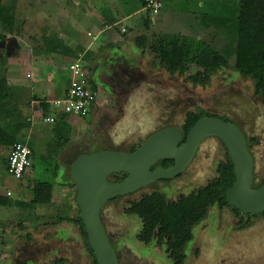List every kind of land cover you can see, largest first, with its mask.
Segmentation results:
<instances>
[{
	"label": "rangeland",
	"instance_id": "rangeland-1",
	"mask_svg": "<svg viewBox=\"0 0 264 264\" xmlns=\"http://www.w3.org/2000/svg\"><path fill=\"white\" fill-rule=\"evenodd\" d=\"M87 1L89 0H4L6 5L15 7L14 13L18 23L14 33L0 26V33L6 35L4 40L7 41L6 44L0 45V82L10 85L19 80V77L26 74L28 70L27 60L32 61L37 56L50 54L55 42L61 40L59 38L77 37V34H73L74 20H68V14L62 7L70 8L69 5L78 7L76 10L71 7V10L74 9L73 14L76 20L80 17L81 11L87 12L89 9L88 4H85ZM213 2H219V0H163L162 9L158 14L148 11V17L153 19L152 27L146 28L142 24L141 28L130 30L128 35L135 37L140 34L148 37L147 45L152 55L154 53L150 46L154 41L162 35L173 34L204 39L218 50H222L225 45H228L225 32L215 28L206 29L201 23V15L211 9ZM136 4L139 9H143L141 0H97L98 8L102 10L104 8L106 16L110 17L113 14L112 27L115 31H118L120 25L129 24L125 21L121 23V15L134 8ZM102 15L105 13L102 12ZM118 15L120 16L116 17ZM142 15L143 13L138 17ZM60 53L58 52L57 55ZM74 56L76 58L73 60L79 59L78 54L75 53ZM82 61L88 76L89 67L85 59ZM191 70L195 71L196 67L192 65ZM236 74L238 72L232 68L223 69L214 74L209 85L204 87L189 81L187 74L177 73L174 76V85L175 88L178 86V94H176L177 89H171V94L169 89H156L155 92L160 96L155 100L149 93L150 89H146L140 93V109L133 112L125 125H122L123 129L119 131L121 138L118 132L112 138L105 137L106 143L100 145L101 149L121 148L125 144H133L130 142L132 140L135 144H139L140 140L146 139L151 134L155 125L158 124V118L173 122L178 119L176 122L180 124L185 113V104L189 102L188 97L192 101L193 98H201L204 102H208L219 92L220 87L230 84L237 92L235 96L238 102L247 104L256 117L253 122L256 141L252 142V152L255 155L256 177L259 180L263 179L264 100L262 96L255 94L252 80H245L240 74L235 77ZM176 97L179 109L178 118L175 119L170 112ZM193 104L196 105L194 102ZM202 105L208 108V105L205 106L203 103ZM7 109L11 110L10 101ZM21 114L13 112L12 115H18L19 120ZM13 122L14 120L7 114L0 116V123L3 125L9 123L11 125ZM147 122H153V124L148 126ZM138 123L139 125L145 123V130L136 129L135 126ZM7 155L8 149L0 148V196L12 201L21 199L29 201L34 198L36 189H40L38 182L54 181V173L57 163L59 164L58 158L48 159L49 162L37 159L35 168L33 166L28 169L26 177L17 179L8 172ZM225 156V148L217 138L206 140L196 160L182 177L172 183L171 190L165 194L171 199H177L181 193L187 195L193 189L205 184V177L217 176L216 169ZM66 178L68 179V176ZM159 185L161 189L158 190L163 192L165 185L163 183ZM64 187V191L70 189L69 186ZM8 191L11 192L9 196ZM152 191V188L147 187L108 202L104 207L106 223L113 234L114 244L132 264H173L166 245L145 244L138 239L142 221L137 216L127 213V208L132 201ZM63 201L54 200L47 204L36 205L34 208L0 205V264H50L53 259L63 256L64 253L66 257H69L70 251L74 254V259L63 264H92L84 240L75 224L70 226L73 223H59L54 224L55 226H44L46 225L44 223L57 220L60 216L79 215L80 208L74 196L68 200L70 204L65 199ZM252 221L249 227L238 229V218L231 209L221 210L217 206L211 207L206 218L193 230L195 238L188 245L185 264H264V216L255 217ZM28 234H31L30 238Z\"/></svg>",
	"mask_w": 264,
	"mask_h": 264
},
{
	"label": "crops",
	"instance_id": "crops-1",
	"mask_svg": "<svg viewBox=\"0 0 264 264\" xmlns=\"http://www.w3.org/2000/svg\"><path fill=\"white\" fill-rule=\"evenodd\" d=\"M87 2L85 4H88L89 9L87 12L81 11L80 17H77L76 20L73 10L78 7L71 5H69L70 8L62 7L68 14V20H74L73 34H77V37L74 36L73 39H70L64 36L59 39L66 46L73 47L71 48L72 54L60 53L57 55L58 53L50 52V54H43L41 57L37 56L32 61L27 60L26 74L21 75L19 80L10 84L12 86V89L9 90L10 117L16 122L18 115L13 116L12 113H22L18 122L11 123V129L15 130V133L19 131L18 140L28 144L33 151L32 166L29 169L33 166L35 168L37 159L45 162H49L48 159H59L54 173L55 179L51 181L53 183L51 202L65 199L70 204L68 200L72 196L76 198L77 187L76 189L71 188V182H73L70 176L71 164L81 153L100 150L102 148L100 145L106 143L105 137L112 138L117 132H121L122 125H125L133 112L140 109V93L146 89H169L171 94V89H175V74L161 67L155 54L152 55L149 52L148 46L140 47L138 45L140 34L135 37L128 35L130 30L139 29L142 24L148 25L150 28L153 25V19L148 17L149 13L143 1L142 10L136 4L134 6V8L137 7L136 9L132 8L121 15V23L125 21L129 24L120 25L118 31L112 27L113 14L110 17L106 16L105 9L98 8L97 0ZM71 7L74 9L71 10ZM99 11H101L100 15ZM102 12L105 15H102ZM142 13L143 15L138 17ZM75 53L81 60H86L89 67L90 85L97 94L92 111L87 117L78 114L65 115L58 112L54 114L51 103L55 98L63 97L68 90L71 78L68 65L76 58ZM149 93L156 94L154 90H150ZM157 94L159 95V93ZM153 98L156 99L155 96ZM43 104H47L46 108ZM44 116H55L56 121L54 123L46 122L43 120ZM144 125L145 123H140V125L138 123L135 128L145 130ZM20 127L21 129H19ZM68 128L70 139L64 143L63 137ZM130 142L133 144H125L121 148H104L123 150L139 145L135 144L133 140ZM47 170L49 171L48 168ZM28 172L29 170L25 177ZM64 186H69L70 189L64 191ZM57 192L59 197H57ZM61 223L71 224L68 221ZM30 237L31 234H28V238ZM64 254L55 259H61L63 263L74 259L72 251L69 252V257ZM55 259L50 264L55 262Z\"/></svg>",
	"mask_w": 264,
	"mask_h": 264
},
{
	"label": "trees",
	"instance_id": "trees-1",
	"mask_svg": "<svg viewBox=\"0 0 264 264\" xmlns=\"http://www.w3.org/2000/svg\"><path fill=\"white\" fill-rule=\"evenodd\" d=\"M14 8V6L6 5L4 0H0V26L10 33H14L18 23ZM201 23L206 29L223 30L227 36L228 45L218 50L204 39L181 34L162 35L150 46L161 67L172 74H187L188 79L200 85H208L218 71L232 68L243 77L251 79L257 94L264 99V0L213 2L211 9L201 15ZM145 26L149 28L148 25ZM4 39L6 35L0 33V42L6 44L7 41ZM147 44L145 35L138 36L140 47H147ZM60 51L65 55L72 54L70 47L66 46L63 41L57 40L50 52L60 53ZM192 65L196 67L195 71L191 70ZM10 89L12 86L0 82V116L3 114L10 116V110L7 109ZM43 105L46 108L47 104ZM207 115L209 113L203 110L189 113L184 125L185 137L195 123ZM10 126V123L6 125L0 123V148H6L9 152L14 143L19 141L17 137L19 131L15 133ZM69 139L70 130L68 128L63 137L64 143H67ZM224 146L225 159L218 167L217 176L206 186L188 195H181L177 199H171L164 192L156 190L132 201L127 208V213L137 216L142 221L138 239L145 244L166 245L173 264H185L186 249L194 238L193 230L206 218L211 207L217 206L221 210L231 209L238 218V229H245L252 225L253 218L264 216V213L246 215L227 202L226 194L236 181V172L227 147L225 144ZM138 147L133 146L130 152H134ZM126 176V173L118 174L117 181ZM263 182L264 178L259 180L255 177L254 187H260ZM37 184L40 189H36L34 198L31 200L12 201L0 196V205L34 208L36 205L51 202L53 183L40 181ZM71 186L74 189L77 187L75 182H71ZM63 221L77 226L92 264H98L95 252L89 243L85 224L79 215L60 216L57 220L44 224L53 225ZM62 263L63 260L57 259L52 264Z\"/></svg>",
	"mask_w": 264,
	"mask_h": 264
},
{
	"label": "water",
	"instance_id": "water-1",
	"mask_svg": "<svg viewBox=\"0 0 264 264\" xmlns=\"http://www.w3.org/2000/svg\"><path fill=\"white\" fill-rule=\"evenodd\" d=\"M5 42H0V45ZM182 133L173 126L152 133L134 151L101 149L81 153L70 166V176L77 185L76 202L80 208L98 264H121L112 244L101 211L105 204L132 194L158 180L172 179L183 173L203 140L216 137L226 145L234 164L236 181L226 194L227 202L240 212L264 213V182L255 188V161L248 139L233 122L218 117L200 118L180 146ZM160 160H174L169 168L151 170ZM126 173L121 182L109 180L111 174Z\"/></svg>",
	"mask_w": 264,
	"mask_h": 264
},
{
	"label": "flooded vegetation",
	"instance_id": "flooded-vegetation-1",
	"mask_svg": "<svg viewBox=\"0 0 264 264\" xmlns=\"http://www.w3.org/2000/svg\"><path fill=\"white\" fill-rule=\"evenodd\" d=\"M220 71H222V70H220ZM220 71H218V72H220ZM217 72V73H218ZM177 73H175V75H176ZM174 75V76H175ZM239 76V73L238 74H236V76L235 77H238ZM245 80H251V79H249V78H245V77H243ZM188 79V78H187ZM189 81H191L190 79H188ZM192 82V81H191ZM193 83V82H192ZM195 85H198V84H195ZM209 85V84H208ZM208 85H202V86H204V87H206V86H208ZM175 89H177V93L176 94H178V86H176V88ZM234 88L233 87H231V85L230 84H226L225 86H222V87H220L219 88V92L216 94V95H213V97L212 98H210L211 100H209L208 102H204L201 98L199 99L198 97V99H196V98H193V101H192V99L191 98H187V100H189V102H187L186 104H185V113H184V116H183V119H182V122L180 123V124H177V122L176 121H178V119H176V118H178L177 117V114H178V109H179V107H178V99H177V97H176V99H175V101L173 102V107H172V109H171V114L172 115H174V117H175V119H176V121H169L168 119H160V118H158V121H157V123L158 124H156L155 125V127H154V129L151 131V134L152 133H154V132H156L157 130H159V129H161V128H163V127H166V126H173V127H175V128H178L180 131H181V133H182V135H183V137H182V140H181V142L179 143V145L181 146L185 141H186V138L187 137H185V132H184V125H185V123H186V119H187V116H188V114L189 113H192V112H198V111H201V110H203V111H206V112H208L209 113V115H207V116H203V117H218V118H221V119H223V120H227V121H230V122H233V123H235L236 125H238L241 129H242V131L245 133V135H246V137H247V139H248V143H249V148H250V150H251V152H252V142H255L256 141V137H255V135H254V133H253V122H254V120L256 119V117L252 114V111H251V109L250 108H248V106H247V104H244L243 102H241V103H239L238 102V100H237V97L235 96V94H237V92L235 91V90H233ZM255 89V88H254ZM150 90H154V91H156V89H150ZM151 94V93H150ZM255 94L257 95V96H260L259 94H257V92H256V89H255ZM151 96H152V98H153V96H155L156 97V99H158L159 98V96H160V94L158 95L157 93H156V95L155 94H151ZM264 100V99H263ZM193 102L194 103H196V105H194L193 104ZM202 103L203 104H205V106L206 105H208V108H205V107H203L204 105H202ZM207 103V104H206ZM240 109V110H239ZM203 117H201V118H203ZM147 123H149V122H147ZM153 124V122H151V123H149L148 124V126H150V125H152ZM146 125V124H145ZM150 134V135H151ZM149 136V135H148ZM147 136V137H148ZM210 138H216V137H209V138H206L205 140H203L202 141V143L200 144V146L198 147V149H197V151H196V153H195V155H194V157H193V159H192V161L190 162V164H189V166L187 167V169L183 172V173H181L180 175H178V176H176V177H174V178H172V179H168V180H165V179H163V180H158V181H156V182H154V183H152V184H150V185H148V186H146V187H144V188H147V187H150V188H152L153 189V191L152 192H154V191H156V190H158V189H161V188H159L160 187V185L159 184H161V183H163L165 186H164V188H163V192L164 193H167V192H169L170 190H171V188H172V183L175 181V180H177L178 178H180V177H182V175L188 170V168L190 167V165L196 160V158L198 157V155H199V153H200V151H201V149H202V147H203V144L205 143V141L206 140H208V139H210ZM147 139V138H146ZM146 139H144V140H142L140 143H139V145H137V146H140ZM222 144H223V146H224V143H223V141L222 140H220L219 138H217ZM224 148H225V146H224ZM132 149V147H128V149L126 148V149H123V150H125V151H128V152H130V150ZM252 154H253V156H254V161H255V155H254V153L252 152ZM222 162V160L219 162V165H220V163ZM174 163H175V161L174 160H160V161H158L155 165H153L152 167H151V170H154L156 167H158V166H161V167H163V168H169V167H171V166H173L174 165ZM219 165H218V167H219ZM218 167H217V173H218ZM115 175H118V174H111L110 176H109V180L110 181H112V182H121L122 180H124L126 177H124L123 179H121V180H119V181H117V176H115ZM120 176V175H119ZM255 177H256V173H255ZM215 178V177H214ZM214 178H211V177H205V179H204V183L205 184H202L201 186H199L198 188H195V189H193L190 193H192V192H194V191H196V190H199L200 188H202V187H204V186H206L210 181H212ZM171 186V187H170ZM144 188H142V189H144ZM139 191V190H138ZM160 191V190H159ZM162 191V190H161ZM178 191H179V189H178ZM137 192V191H136ZM152 192H150V193H152ZM135 193V192H134ZM150 193H148V194H150ZM189 193V194H190ZM133 194V193H132ZM146 195V194H145ZM167 195V194H166ZM181 195H184V194H180V196ZM188 195V194H187ZM168 196V195H167ZM120 197H123V196H120ZM120 197H117V198H115V199H113V200H116V199H118V198H120ZM113 200H110V201H113ZM109 201V202H110ZM108 203V202H107ZM106 203V204H107ZM105 204V205H106ZM105 207V206H104ZM104 207H103V209H102V211H101V216H102V220H103V222H104V224H105V226H106V229H107V232H108V234H109V237H110V240H111V242H112V244L114 245V247L116 248V250H117V252H118V256H119V260H120V262H121V264H132L131 263V261L129 260V259H127V257H124L123 256V254L121 253V249H119L115 244H114V238H113V234L111 233V231L109 230V228H108V225H107V223H106V219H105V210H104ZM195 238V237H194ZM194 238H193V240H194ZM192 240V241H193ZM191 241V242H192ZM188 248V247H187ZM186 254H187V249H186ZM56 260V259H55Z\"/></svg>",
	"mask_w": 264,
	"mask_h": 264
},
{
	"label": "built area",
	"instance_id": "built-area-1",
	"mask_svg": "<svg viewBox=\"0 0 264 264\" xmlns=\"http://www.w3.org/2000/svg\"><path fill=\"white\" fill-rule=\"evenodd\" d=\"M145 7L152 14H158L162 9L163 0H143ZM125 30V29H124ZM70 73V84L63 97L52 100L54 114H78L82 117L90 115L96 101V92L90 85L85 72L84 62L81 59L73 60L68 65ZM46 122L54 123L55 116L43 118ZM33 151L31 147L21 141L14 143L8 157V172L17 179L25 177L29 167L32 165ZM8 196L11 192L8 191Z\"/></svg>",
	"mask_w": 264,
	"mask_h": 264
}]
</instances>
